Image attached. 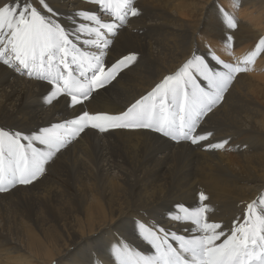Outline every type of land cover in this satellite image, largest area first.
I'll return each instance as SVG.
<instances>
[{"label": "bare ground", "instance_id": "6f19581e", "mask_svg": "<svg viewBox=\"0 0 264 264\" xmlns=\"http://www.w3.org/2000/svg\"><path fill=\"white\" fill-rule=\"evenodd\" d=\"M135 2L140 15L120 31L110 55L135 52L137 61L119 83L101 91L94 109L124 107L192 53L233 62L264 36V0ZM217 2L229 14L239 4L247 18L228 28ZM52 3L65 21L91 7L85 0ZM228 35L233 37L230 49ZM259 65L264 58L252 66ZM44 90L40 82L0 69V126L29 132L69 116L63 106L44 103ZM201 130L213 133L211 142L229 143L212 150L191 142L174 144L140 129L81 134L46 166L51 171L36 186L17 185L0 194V264H55L63 258L66 264H93L96 255L109 262L111 234L119 242L138 243L139 223L187 227L171 220L182 214L178 204L191 209L208 203L216 218L230 221L241 202L264 194L262 74H238ZM200 192L209 200L201 202Z\"/></svg>", "mask_w": 264, "mask_h": 264}, {"label": "snow or ice", "instance_id": "6c2138e0", "mask_svg": "<svg viewBox=\"0 0 264 264\" xmlns=\"http://www.w3.org/2000/svg\"><path fill=\"white\" fill-rule=\"evenodd\" d=\"M85 2L91 7L77 10L65 21L52 0H0V69L40 82L45 104L70 110L62 121L29 132L0 126V192L33 184L62 150L90 130L146 129L212 150L229 143L211 142L213 133L201 130V123L221 104L237 75L264 58V36L235 62L213 55L214 66L206 56L192 53L124 107L94 109L92 102L101 91L119 83L137 61L135 52L116 58L110 54L120 31L140 10L135 0ZM221 15L228 28L237 27L231 14ZM232 40L231 35L226 37L229 49ZM199 200L209 197L200 192ZM241 203L239 214L228 222L216 218L208 203L191 209L178 204L182 214L171 220L187 227L173 230L139 223L138 243L118 242L108 260L110 264H264V194Z\"/></svg>", "mask_w": 264, "mask_h": 264}, {"label": "rangeland", "instance_id": "374dc122", "mask_svg": "<svg viewBox=\"0 0 264 264\" xmlns=\"http://www.w3.org/2000/svg\"><path fill=\"white\" fill-rule=\"evenodd\" d=\"M214 1L216 2V0H214ZM216 5H217L218 8L220 7L219 9L221 11H227L229 13V9H227V6L226 5L223 6L219 2H217ZM243 8L244 7H240L239 4H235L234 11H233V13L231 12V15L235 18V20L242 21L243 18H244V20H245V17L247 18L246 15H244L242 17V14L241 13H242ZM233 62H235V61H233ZM248 72H251L254 75L262 74V76L264 77V65H261V66L259 65L257 67H254L252 65H249ZM46 169L47 170H46L45 174L42 177H40L37 181H34L33 184H30V185H21V188H30V187L36 186L41 180H43L44 178H46V176L50 173V171H51V165L48 166ZM145 223L146 222H144V224ZM106 232L107 233H110L109 231H106ZM111 237H112L113 242L116 245L119 242V238H116V236H113L112 234H111ZM114 243H113L112 246H114ZM96 256L94 257V258H96V260L94 259L93 264H101V262H103L102 261L103 259H101L98 255H96ZM98 257H99V259H98ZM65 259L66 258H63L59 262H56L55 264H66ZM105 262H106V264H109L110 263V262H107V261L104 260L103 264H105Z\"/></svg>", "mask_w": 264, "mask_h": 264}]
</instances>
